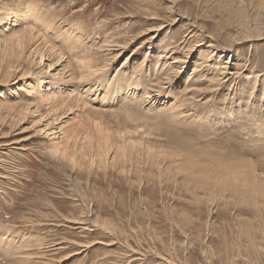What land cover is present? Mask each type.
Returning a JSON list of instances; mask_svg holds the SVG:
<instances>
[{
  "label": "rangeland",
  "instance_id": "rangeland-1",
  "mask_svg": "<svg viewBox=\"0 0 264 264\" xmlns=\"http://www.w3.org/2000/svg\"><path fill=\"white\" fill-rule=\"evenodd\" d=\"M0 42V264H264V0H0Z\"/></svg>",
  "mask_w": 264,
  "mask_h": 264
},
{
  "label": "bare ground",
  "instance_id": "bare-ground-1",
  "mask_svg": "<svg viewBox=\"0 0 264 264\" xmlns=\"http://www.w3.org/2000/svg\"><path fill=\"white\" fill-rule=\"evenodd\" d=\"M23 3V2H22ZM28 3H30V2H28ZM24 5H26V4H24ZM37 5V4H36ZM27 7V6H26ZM44 9V8H43ZM34 11H35V9H34ZM12 12H14L17 16H19V14H20V17H18V19L17 20H20V18L22 17V19L23 18H25V14H23V13H19V12H15V11H12ZM26 12H30V10L28 9V10H26ZM142 13L143 14H141V15H143V16H145V17H147L149 20H155V19H157L159 16H158V14L156 15L153 11H142ZM36 14V13H35ZM52 14V13H51ZM17 20H15V21H13V22H16ZM163 20V19H162ZM170 22H172V21H170ZM195 22V21H194ZM42 23H44V22H42ZM47 23H49V22H47ZM52 23V22H51ZM46 24V23H45ZM51 25V24H50ZM44 26V25H43ZM50 27V26H49ZM152 27H154V26H152ZM163 27V25L162 24H158V25H156V28L155 29H161ZM72 29H73V27H72ZM77 29V28H76ZM152 29V28H151ZM154 29V30H155ZM71 32V31H70ZM69 33V32H68ZM73 34V33H72ZM79 34H81V33H79ZM39 35V34H38ZM67 36V35H66ZM139 36V35H138ZM37 37V36H36ZM68 37V36H67ZM79 37V36H78ZM136 37V36H135ZM152 36H150V38H151ZM12 38V37H11ZM31 38H32V36H31ZM38 38H39V36H38ZM66 38V37H65ZM82 38V37H81ZM85 38V37H84ZM238 38V37H237ZM147 39H149V38H147ZM16 40V39H15ZM34 40V39H33ZM36 40V39H35ZM84 40V39H83ZM113 40V39H112ZM150 40V39H149ZM9 41V40H8ZM12 41V40H11ZM76 41V40H75ZM104 41V40H103ZM106 42H107V40H105ZM1 42H3V41H1ZM0 42V43H1ZM105 42V43H106ZM4 43V42H3ZM13 43H14V40H13ZM108 43V42H107ZM19 44V43H18ZM18 44H16V45H18ZM22 44V43H21ZM232 44V43H231ZM16 45H14V46H16ZM9 46V45H8ZM11 46V45H10ZM9 46V47H10ZM210 46H214L213 45V43H210ZM12 47H13V44H12ZM187 47V46H186ZM3 49H5V47L3 48ZM2 49V50H3ZM49 49V48H48ZM51 49V48H50ZM50 49H49V51H50ZM53 50H54V46H53ZM190 50V51H189ZM193 49L192 48H189L188 49V51L185 53L186 55L187 54H189L191 51H192ZM14 51V50H13ZM3 52H4V50H3ZM163 52V51H162ZM16 53V55L18 54L17 52H15ZM57 53V52H56ZM55 53V54H56ZM6 54V57H7V61H6V63H9L10 65H12V64H16V60H14V58H12L13 56H12V54H10V53H5ZM60 54V53H59ZM203 54V53H202ZM38 55V54H37ZM53 55V54H52ZM161 55V54H160ZM213 55V51L212 50H210L208 53H207V58H209V57H211ZM12 56V57H11ZM4 57V56H3ZM216 57V56H215ZM48 58V57H47ZM51 58V57H50ZM59 58V57H58ZM219 58V57H218ZM4 59H5V57H4ZM20 59V58H19ZM39 59H42V55H41V58H39ZM211 59V58H210ZM18 60V59H17ZM207 60H209V59H207ZM212 60V59H211ZM219 60V59H218ZM19 62V61H18ZM27 63V62H26ZM34 64V63H33ZM85 64V63H84ZM141 64V63H140ZM0 65H1V63H0ZM9 65V66H10ZM49 65H51V64H49ZM142 65V64H141ZM156 65H157V62H156ZM11 67V66H10ZM12 68V67H11ZM13 68H14V66H13ZM16 68V67H15ZM84 69V68H83ZM161 69H163V68H161ZM1 70V69H0ZM64 70V69H63ZM143 70V69H142ZM171 70H173V72H171ZM163 71V70H162ZM179 71H177V69L175 68V69H172V68H166V70L164 71V74H163V76L164 75H166L165 77H166V79H165V77H163L164 79H165V81H167V83L169 82V84H171V76L175 73V74H177ZM94 73V72H93ZM156 73H158V72H156ZM160 73H162V72H160ZM5 74H7V72L5 73ZM130 74H132V73H130ZM142 74V73H141ZM148 75V74H147ZM6 76V75H5ZM173 76H175V75H173ZM57 77V76H56ZM160 77V76H159ZM162 78V76L159 78V81H158V83H156V84H153V86H152V88H153V91H158L157 93L158 94H160L161 93V90H160V87L162 86L161 84V79H163ZM59 80V79H58ZM103 79H101V81H102ZM256 80V79H255ZM98 82V81H97ZM108 82V81H107ZM41 83V82H40ZM128 83H130V82H128ZM217 83H218V80H217ZM254 83H255V81H254ZM152 84H149V86L150 85H152ZM255 85V84H254ZM45 86L47 87V88H52L53 86H54V83H52L51 81H48V82H46L45 83ZM252 88L251 89H254L253 87H255V86H251ZM131 88V87H130ZM146 89V88H145ZM47 90V89H46ZM263 90H264V88H263ZM251 92H252V90H251ZM142 95V94H141ZM47 96V95H46ZM146 96V95H145ZM142 97V96H141ZM147 97V96H146ZM43 98V97H42ZM148 98V97H147ZM47 99V98H46ZM72 102H74V101H72ZM79 102V101H78ZM66 103V102H65ZM126 103V102H125ZM132 103V102H131ZM135 105V104H134ZM69 108V107H68ZM91 109V108H90ZM89 109V110H90ZM30 110V109H29ZM176 112V111H175ZM112 113V112H111ZM128 113H126V115H127ZM125 115V114H124ZM128 115H131V114H128ZM116 116V115H115ZM97 118V117H96ZM119 119V118H118ZM100 125V124H99ZM70 126V125H69ZM64 135V134H63ZM99 142V141H98ZM97 142V143H98ZM77 145V144H76ZM100 146V144L97 146V147H99ZM109 146V145H108ZM100 147H102V146H100ZM111 147V146H110ZM121 147V146H120ZM104 148V147H103ZM121 148H123V150H126V149H124V147H121ZM117 150L119 149V147L118 148H116ZM108 150V149H107ZM119 150H121V149H119ZM139 150H141V149H139ZM143 150V149H142ZM150 150V149H149ZM116 151V150H115ZM138 151V150H137ZM98 152V151H97ZM104 152H106V151H104ZM126 152V151H125ZM134 152V151H133ZM119 153H122L121 151L119 152ZM138 153V152H137ZM147 153V152H146ZM89 154H91V153H89ZM96 154V153H95ZM105 155H106V153H104ZM115 154V153H114ZM123 154V153H122ZM122 154H121V156H122ZM128 154V153H127ZM131 154V153H130ZM148 154V153H147ZM94 155V154H93ZM99 155V154H98ZM98 155H97V157L95 156V158L93 157L92 159H96V161L98 160ZM116 155V154H115ZM115 155H113V156H115ZM117 155H119L118 153H117ZM116 155V156H117ZM125 155V154H124ZM156 155V154H155ZM91 156V155H90ZM102 156V154H101V151H100V156L99 157H101ZM113 156H112V158H113ZM120 156V157H121ZM73 157V156H72ZM92 157V156H91ZM119 157V156H118ZM117 157V158H118ZM102 158H104V156L102 157ZM102 158H101V160H102ZM116 158V157H115ZM91 159V158H90ZM119 159V158H118ZM124 159H125V157H124ZM101 160H99L100 162H101ZM106 160V159H105ZM111 160H113V159H111ZM114 160H116V159H114ZM132 160V159H131ZM75 161V160H74ZM73 161V162H74ZM99 161H97L96 163L97 164H99ZM123 161V160H122ZM121 161V162H122ZM91 162V161H90ZM129 162H130V160H129ZM133 162V161H132ZM256 162V161H255ZM75 163H76V161H75ZM92 163V162H91ZM103 163V162H102ZM107 163V162H106ZM105 163V164H106ZM109 163V162H108ZM157 163V162H156ZM253 163V162H252ZM101 164V163H100ZM123 164V163H122ZM126 165V164H125ZM234 165V164H233ZM100 168H102V167H100ZM104 168V167H103ZM102 168V169H103ZM122 169H124V168H122ZM122 171V170H121ZM139 171V170H138ZM178 171V170H177ZM154 172V171H153ZM168 172V171H167ZM239 172V171H238ZM158 173V172H157ZM160 173V172H159ZM163 173V172H162ZM165 173V172H164ZM181 173V172H180ZM208 173V172H207ZM231 173V172H230ZM237 173V172H236ZM240 173H242V172H240ZM244 173V172H243ZM166 175V174H165ZM161 177V176H160ZM231 177V176H230ZM233 178V177H232ZM236 178V177H235ZM237 179V178H236ZM167 180V179H166ZM256 180V179H255ZM236 181V180H235ZM262 181H263V179H262ZM255 182V181H254ZM239 183V182H238ZM248 184V183H247ZM226 190V189H225ZM203 192V191H202ZM258 193V192H257ZM241 194V193H240ZM243 195V194H242ZM241 195V196H242ZM261 195V194H260ZM204 196V195H203ZM240 196V195H239ZM254 196V195H253ZM262 197V196H261ZM220 198V197H219ZM245 199V198H244ZM251 199H253V198H251ZM255 200V199H254ZM214 201V200H213ZM248 201V200H247ZM250 201V200H249ZM252 201V200H251ZM259 201V200H258ZM252 202H254V201H252ZM256 202V201H255ZM255 202H254V206H255ZM263 202H264V200H263ZM258 203V202H257ZM252 207V206H251ZM256 207V206H255ZM256 209V208H255ZM257 212V211H256ZM83 213H86L85 211H83ZM79 220H81V219H79V218H73L71 221H73V222H78V223H80L79 222ZM261 250V249H260ZM1 258V257H0ZM28 258V257H27Z\"/></svg>",
  "mask_w": 264,
  "mask_h": 264
}]
</instances>
